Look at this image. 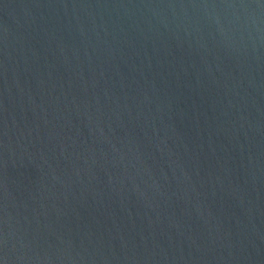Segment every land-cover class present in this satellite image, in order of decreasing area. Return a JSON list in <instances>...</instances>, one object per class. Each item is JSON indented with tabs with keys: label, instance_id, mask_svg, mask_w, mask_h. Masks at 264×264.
Instances as JSON below:
<instances>
[{
	"label": "water",
	"instance_id": "obj_1",
	"mask_svg": "<svg viewBox=\"0 0 264 264\" xmlns=\"http://www.w3.org/2000/svg\"><path fill=\"white\" fill-rule=\"evenodd\" d=\"M0 264H264V0H0Z\"/></svg>",
	"mask_w": 264,
	"mask_h": 264
}]
</instances>
